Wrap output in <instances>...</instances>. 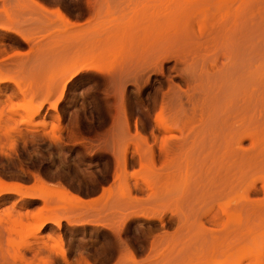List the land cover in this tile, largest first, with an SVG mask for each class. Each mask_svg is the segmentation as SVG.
Masks as SVG:
<instances>
[{
  "label": "rangeland",
  "instance_id": "obj_1",
  "mask_svg": "<svg viewBox=\"0 0 264 264\" xmlns=\"http://www.w3.org/2000/svg\"><path fill=\"white\" fill-rule=\"evenodd\" d=\"M54 3L0 0V264H264V0Z\"/></svg>",
  "mask_w": 264,
  "mask_h": 264
},
{
  "label": "bare ground",
  "instance_id": "obj_2",
  "mask_svg": "<svg viewBox=\"0 0 264 264\" xmlns=\"http://www.w3.org/2000/svg\"><path fill=\"white\" fill-rule=\"evenodd\" d=\"M238 16H241V15H238ZM250 60H252L251 58H250ZM239 61V60H238ZM242 61H244V62H242ZM242 61H240V62H236V61H230V62H228V63H226V64H224V62H223V64H224V66L226 67V66H234V70L232 69V70H230L231 69V67L229 68V69H227V71H224L223 70V68H221L224 72L222 73V79H220V81H223L222 83H221V87L223 86V84H224V81H225V84L226 85H224V86H227V89H225V90H227V91H229V90H231V93L229 92V94L230 95H233L234 94V96H235V94H239V95H245V96H243V99H241V101L242 100H244V102H246L245 104L246 105H248V108L247 109H251L254 105H257V106H260V104L258 105V104H255L256 102H255V100H257L256 99V95H258L259 94V96H260V94L262 93V92H260L259 90H261V88H259L257 85L260 83H262L261 84V86H263L264 87V74L263 73H259L258 71H256V70H254L253 69V61H247V60H242ZM213 65H218L219 64V62L216 60V61H214L213 63H212ZM217 67H219V66H217ZM239 67V68H238ZM241 67V68H240ZM233 68V67H232ZM220 69V70H221ZM220 72H222V71H220ZM224 74V75H223ZM218 81H219V79H218ZM220 83V82H219ZM209 86V85H208ZM207 86V87H208ZM215 86H217V85H215ZM214 85H211L210 87H215ZM258 89H257V88ZM263 87H262V89H263ZM217 88H219V86L217 87ZM214 89V88H213ZM222 90H223V87L221 88ZM221 90V91H222ZM211 91H212V88H211V90L210 91H208V93L210 92V94L212 95V93H211ZM261 91H263L264 92V89L263 90H261ZM213 92H216V91H213ZM217 92H220L219 90L217 91ZM222 92H224V91H222ZM256 92H257V94H256ZM205 93V92H204ZM225 93H226V91H225ZM207 94V93H206ZM223 94L224 93H220V94H215V95H213V97H220V95H222V97H224L223 96ZM210 95V96H211ZM230 95H228L229 97H232V96H230ZM205 96H207V95H205ZM227 96V97H228ZM237 96V95H236ZM233 98V97H232ZM231 98V99H232ZM237 98H238V96H237ZM210 99H212V100H215V101H217L218 99L217 98H210ZM224 99V98H223ZM223 99L222 100H220V101H223ZM234 99H236V98H234ZM207 100H209V99H206V101ZM225 100V99H224ZM229 100V99H228ZM238 100H239V98L238 99H236V100H231L232 102H234L233 103V106L231 105L232 104V102L230 103V104H228L226 101L227 100H225V104H227L228 106H231V107H228V109H230V111L232 110V109H234V108H232V107H235L236 106V104L238 105ZM259 100L260 99H258V101L257 102H259ZM240 101V100H239ZM261 103H262V97H261ZM263 101H264V98H263ZM208 102V101H207ZM212 102H214V101H212ZM222 102V103H223ZM229 102V101H228ZM238 102V103H237ZM209 103H210V101H209ZM220 103V102H219ZM223 103V104H224ZM236 103V104H235ZM212 104V103H211ZM216 104H218L217 102H214V105H216ZM221 104V103H220ZM242 104V103H241ZM262 105V104H261ZM263 105H264V103H263ZM262 105V107H264ZM220 106V105H219ZM219 106H217V107H219ZM244 106V105H243ZM217 107H216V109H217ZM211 109H212V107H210ZM222 108H225V107H222ZM222 108H219V110L220 109H222ZM237 108V107H236ZM241 109V106H238V109ZM215 110V109H214ZM226 110V109H225ZM222 111V110H221ZM227 111V110H226ZM236 111V110H235ZM218 112V111H217ZM229 112V111H228ZM264 112V111H263ZM35 113V112H34ZM221 112H219V114H220ZM230 113V112H229ZM36 114V113H35ZM224 114H225V112H224ZM223 115V114H222ZM224 117V116H223ZM227 124V123H226ZM222 125V124H221ZM223 126H224V124H223ZM259 132V131H258ZM254 134H255V132H254ZM254 137H260V135L259 134H257V136L255 135ZM257 140V139H256ZM259 142V141H258ZM258 144V143H257ZM259 144H260V142H259ZM262 144V143H261ZM258 151H259V149H258ZM263 151V150H262ZM259 152H261V151H259ZM264 153V152H263ZM20 189V186L19 185H16V184H6V183H3L2 185H1V191H12V190H19ZM248 205H246V207H247ZM245 207V208H246ZM249 208V209H248ZM248 208H246V209H248V210H255L256 208H251V206H248ZM263 212V211H262ZM259 213V212H258ZM255 214H257V211H256V213ZM43 225V224H42ZM41 225V226H42Z\"/></svg>",
  "mask_w": 264,
  "mask_h": 264
},
{
  "label": "snow or ice",
  "instance_id": "obj_3",
  "mask_svg": "<svg viewBox=\"0 0 264 264\" xmlns=\"http://www.w3.org/2000/svg\"><path fill=\"white\" fill-rule=\"evenodd\" d=\"M48 2L50 4V6H53V7L56 6L55 3H54V0H48Z\"/></svg>",
  "mask_w": 264,
  "mask_h": 264
}]
</instances>
